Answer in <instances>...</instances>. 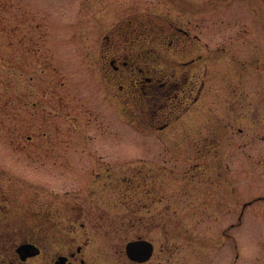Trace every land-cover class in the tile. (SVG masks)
Returning <instances> with one entry per match:
<instances>
[{"label":"rangeland","instance_id":"rangeland-1","mask_svg":"<svg viewBox=\"0 0 264 264\" xmlns=\"http://www.w3.org/2000/svg\"><path fill=\"white\" fill-rule=\"evenodd\" d=\"M23 1L0 0V173H7L17 186L27 179V191L38 200H55L57 195L64 200L82 199L84 195L106 201L105 209L122 210L115 206L121 205L120 190L127 191L129 183L117 179L128 177L135 183L133 174L142 168L158 174L165 185L161 193L166 195L159 203L160 211L173 199L170 214L177 221L174 239L169 241L173 251L167 240H156L159 248L164 247L154 264H160L158 260L161 264H264V164L250 171L251 160L237 145L248 133L258 141L264 136V125L239 122L243 132L222 146L224 182L217 188L198 185L195 175L201 164L195 165L194 154L192 159L185 157V136L186 129L193 136L198 134L200 118L187 117L161 131L115 121V115L110 123L99 102L98 72L83 58L85 48L75 44L82 38L94 39L100 28L87 27L81 37L67 19L64 6L52 5L54 0H25L24 6ZM202 3L208 13L209 50L216 46L215 40L232 38L217 33L219 28L234 23V33L239 30L240 37L246 29L242 24H249L247 19L236 22L238 18L229 14L243 12L237 9L239 0ZM23 7L30 10L26 13L30 24L17 23L25 31L22 37L16 35L13 45L11 14ZM167 7L161 0L160 11ZM105 15L111 24L119 17L117 11ZM97 22L103 24L105 17ZM230 66L226 62L222 68L225 71ZM218 67L212 66L214 70ZM243 71L246 89L253 91V75L247 68ZM260 118L264 123V112ZM259 150L263 152L264 147ZM214 171L209 168L208 174L212 177ZM104 180L106 186L101 184ZM187 183L192 185L189 194ZM121 240L92 234L87 251L99 258V250L106 248L111 264H124V258L114 252L124 247ZM100 259L109 264L106 257Z\"/></svg>","mask_w":264,"mask_h":264},{"label":"flooded vegetation","instance_id":"flooded-vegetation-1","mask_svg":"<svg viewBox=\"0 0 264 264\" xmlns=\"http://www.w3.org/2000/svg\"><path fill=\"white\" fill-rule=\"evenodd\" d=\"M160 1L54 0L52 5L64 6L67 19L81 37H85L87 27L100 28L95 30L94 39L82 38L75 44L85 48L83 58L98 72L99 102L105 118L111 123L115 115V121L161 131L187 117H199L195 137L186 129L185 157L192 159L194 154L198 160L195 165L201 164L195 175L198 185L217 188L224 182L225 140L230 139V143L243 132L241 121L249 126L264 125L260 118L264 112V0H239L241 7L237 9L243 12L232 10L229 14L238 18L236 22L247 19L249 24H242L246 29L240 37L239 30L234 33V23L219 28L217 33L232 38L215 40L217 44L210 50L208 13L202 0H164L168 6L164 12L160 11ZM115 11L119 17L111 24L105 14ZM27 12L30 10L23 7L11 14L13 45L16 35L22 37L25 31L17 23H29ZM104 17L103 24L97 22ZM226 62L231 66L224 71ZM216 64L220 67L214 70ZM244 68L253 75V91L246 89ZM237 145L249 156L250 171L263 166L264 150L259 148L264 147V136L256 141L248 133ZM245 163L246 159L243 166ZM209 168L216 169L212 177ZM7 175L0 173V264H106L100 258L110 261L108 249H100L99 258L87 251L92 234L120 237L124 247L114 252L124 258V264H154L164 247L159 248V239L167 240L168 249L173 251L169 241L174 239L177 222L176 215L170 214L174 200L160 211L159 203L166 195L161 193L165 185L158 174L140 168L133 174L135 183L118 177L124 185L129 183L127 191L120 190L121 205L115 206L122 210L105 209L106 201L85 199L84 195L82 199L64 200L57 195L55 200H38L27 191V179L17 186ZM105 175L111 177L112 173ZM166 175L172 178V174ZM101 184L106 186V180ZM191 186L188 184L186 194ZM135 240L152 246L147 261L129 258L127 244Z\"/></svg>","mask_w":264,"mask_h":264},{"label":"water","instance_id":"water-1","mask_svg":"<svg viewBox=\"0 0 264 264\" xmlns=\"http://www.w3.org/2000/svg\"><path fill=\"white\" fill-rule=\"evenodd\" d=\"M139 242H132L128 245V253L129 256L135 260L143 261L149 258L152 253V247L150 245L149 252L146 255H140L137 253V248L139 246Z\"/></svg>","mask_w":264,"mask_h":264}]
</instances>
